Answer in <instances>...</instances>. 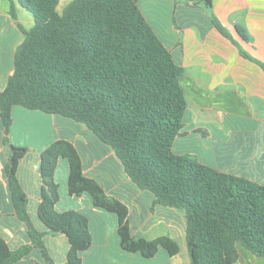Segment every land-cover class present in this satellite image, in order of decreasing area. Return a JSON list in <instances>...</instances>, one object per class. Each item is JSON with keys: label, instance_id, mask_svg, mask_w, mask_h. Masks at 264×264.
Listing matches in <instances>:
<instances>
[{"label": "trees", "instance_id": "obj_1", "mask_svg": "<svg viewBox=\"0 0 264 264\" xmlns=\"http://www.w3.org/2000/svg\"><path fill=\"white\" fill-rule=\"evenodd\" d=\"M192 1V0H190ZM210 7L211 0H197ZM34 20L15 50L13 71L0 91V120L8 142L12 108L22 107L58 115L83 124L110 147L125 173L155 203L182 211L189 264H235L237 245L264 258V186L222 173L188 154H175L172 144L180 134L186 99L180 85L183 69L142 16L137 0H71L58 13L59 0H10ZM216 30L235 43L216 18ZM237 33L246 40L242 28ZM264 71V62L241 51ZM5 166L16 217L28 230L31 245L9 250L0 237V264H14L32 247L49 259L26 211L27 199L16 171L24 148L10 146ZM68 163L70 196L87 194L95 208L115 215L120 248L144 259L163 249L179 252L167 236L152 240L132 236L128 210L108 197L86 177L76 148L56 141L40 156V222L69 243L68 264H82L80 253L91 245L88 219L73 210L57 212L58 186L54 170L58 159Z\"/></svg>", "mask_w": 264, "mask_h": 264}, {"label": "crops", "instance_id": "obj_2", "mask_svg": "<svg viewBox=\"0 0 264 264\" xmlns=\"http://www.w3.org/2000/svg\"><path fill=\"white\" fill-rule=\"evenodd\" d=\"M70 1L59 0L57 12ZM196 1L137 0L146 22L183 69L180 85L187 106L172 151L264 186V71L241 53L264 62V0H211L210 7ZM9 7L10 0H0V91L13 71V57L25 37L23 31L34 25L30 13L17 3L15 18L9 15ZM213 17L235 43L216 30ZM237 27L243 29L246 40L237 33ZM11 114L7 143L0 120V237L11 251L31 245L26 225L15 215L5 173L10 146L24 148L16 178L26 195L27 214L34 228L43 233L49 256L45 259L32 247L14 264H68L67 238L52 233L37 213L42 193L40 156L56 141L70 142L78 151L83 174L95 180L108 197L127 207L132 236L147 240L167 236L179 245L178 254L172 257L162 249L150 259H134L139 254L120 248L115 215L95 208L85 193L68 194V163L60 158L54 170L59 196L55 210H73L88 219L91 245L80 253L82 264H159L155 259L158 255L162 264H189L182 211L158 205L150 192L140 190L114 151L88 128L68 118L22 107H13ZM91 226L98 235L97 244ZM237 250L235 264H264V258L239 244Z\"/></svg>", "mask_w": 264, "mask_h": 264}, {"label": "rangeland", "instance_id": "obj_3", "mask_svg": "<svg viewBox=\"0 0 264 264\" xmlns=\"http://www.w3.org/2000/svg\"><path fill=\"white\" fill-rule=\"evenodd\" d=\"M62 6H60L59 8H58V12L60 13L61 11H62ZM30 15V14H29ZM91 230H92V233H93V236H94V240H95V244H97L98 243V239H97V233H96V231H95V229H94V227L93 226H91ZM96 248H97V246H95ZM114 248H113V246H112V244H111V246H110V248H109V251H110V254H113L114 253V250H113ZM162 249H160V251H161ZM162 252V251H161ZM134 259H144V258H142L141 256H139V255H136V257L134 258ZM155 259H157L156 261L159 263V264H162L161 263V259H163L161 256H157V257H155ZM144 263L145 264H148V263H146L145 261H144Z\"/></svg>", "mask_w": 264, "mask_h": 264}]
</instances>
